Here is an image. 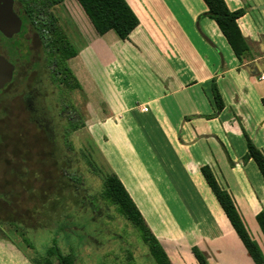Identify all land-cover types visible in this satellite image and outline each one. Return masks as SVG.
Instances as JSON below:
<instances>
[{
	"label": "crops",
	"instance_id": "obj_1",
	"mask_svg": "<svg viewBox=\"0 0 264 264\" xmlns=\"http://www.w3.org/2000/svg\"><path fill=\"white\" fill-rule=\"evenodd\" d=\"M126 2L139 20L126 41L114 31L98 35L76 0L52 8L77 52L67 65L80 86V110L84 98L79 131L97 139L101 133L110 144L112 169L125 188L117 165L135 184L132 172L150 173L149 183L158 181L150 190L161 203L191 197L204 167L223 179L243 175L238 186L244 191L235 195L245 200L253 194L256 219L264 212V179L246 156L248 139L264 154V0H224L230 12L243 13L237 25L249 55L242 63L203 0ZM141 191L150 202L151 193ZM221 211L217 217L168 212L151 221L140 210L171 264H199L195 249L208 264H255ZM24 254L0 225V264H34Z\"/></svg>",
	"mask_w": 264,
	"mask_h": 264
},
{
	"label": "rangeland",
	"instance_id": "obj_2",
	"mask_svg": "<svg viewBox=\"0 0 264 264\" xmlns=\"http://www.w3.org/2000/svg\"><path fill=\"white\" fill-rule=\"evenodd\" d=\"M19 6L22 5L18 4V10ZM42 37L31 25L26 26L23 36L16 41L0 36V55H4L2 48H5L10 51L7 58L13 59L16 47L19 69L14 84L0 97V225L10 240L36 264H45L55 245L62 255L70 256L74 264H156L140 234L120 214L118 207L102 198L103 179L116 175L112 169L115 162L110 158V144L100 139L101 133L98 139L88 132L70 133L71 125L81 123L74 120L75 110H80L78 91L71 90V85L66 84L69 77L58 71L63 66L47 56ZM31 90L32 96H38L37 103L49 111L53 120L50 143L47 134L29 120V104L24 98ZM81 100L84 103V98ZM140 148L144 150L143 146ZM49 151L50 156L54 153L52 159L56 162H48L50 188H46L42 186L45 178L38 177L36 172L46 168L43 164L49 160ZM58 161L61 164H57ZM117 166L135 204L151 221L155 214L168 212L213 213L217 217L221 211L202 172L193 182L191 197L173 195L172 201L164 198L161 203L155 191L152 193L154 187H149L158 186V181L149 183L150 173L148 176L144 172H132L135 184ZM126 167L124 163V169ZM27 168L32 172L25 175ZM210 170L220 188L232 197L250 235L252 233L264 253V237L254 219L260 209L256 199L252 193L245 200L235 195L244 191L238 186L243 175L233 177L225 173L223 179L221 173ZM226 183L232 187L230 191ZM142 188L151 193L150 202ZM37 192L39 196L35 197ZM171 192L178 193L173 187ZM36 200L39 202L35 203ZM221 213L224 215L223 211ZM248 213H252V219L246 217ZM172 262L177 264V261ZM52 263L60 264L56 257L52 258Z\"/></svg>",
	"mask_w": 264,
	"mask_h": 264
},
{
	"label": "trees",
	"instance_id": "obj_3",
	"mask_svg": "<svg viewBox=\"0 0 264 264\" xmlns=\"http://www.w3.org/2000/svg\"><path fill=\"white\" fill-rule=\"evenodd\" d=\"M64 1L65 0H15V5H18L19 3L22 5L23 10L26 14L25 25H31L35 30H39L41 32V35L46 38L44 41L46 42V44H48L47 49H50V55H52L50 57L53 58L54 61L56 60L55 62H58L59 65L63 66L67 70L60 71L62 74H64V76L69 77V80L66 81V84L71 85V90H77L80 86L67 65V62L70 59L77 56L76 49L68 39L62 27L59 25L58 20L51 12L49 13V9L64 3ZM76 1L83 9L90 22L92 23L94 29L100 36H104L105 34L114 31L121 40L126 41L139 26V20L132 9L129 7L126 0ZM203 2L208 9V16L212 20H214L219 30L227 40L232 51L234 52L238 60L242 63L249 55V49L237 25V20L243 13L230 12L224 0H203ZM70 80L73 81V84ZM213 92L218 112H222L224 109V104L216 86H214ZM30 111L33 112V109L31 108ZM34 122L36 123V121ZM38 126L39 130L45 129L43 133L47 134V140L50 143V139H52V136H50L51 124L38 122ZM83 127L84 124L82 122L80 123V125H71L70 133L78 132ZM48 156L49 160H46L47 162L43 164L44 166H46V168L39 172L33 171L38 173V177L42 176L45 178V183H41L42 186L46 188H50V164H48V162H56V160L52 159V157H54V153L50 156L49 151ZM246 160H253L256 163L264 179V154L249 139L248 154L246 156ZM230 163L232 164V162ZM57 164L61 163H59L58 161ZM29 171L32 172L31 170H29V168H27L25 170V175H28L27 173ZM201 172L209 188L212 190L218 203L224 211L231 226L240 238L244 247L247 249L250 257L253 259L255 264H264V255L260 249V246L250 235L232 197L220 188L215 176L212 174L209 167L202 168ZM103 180L104 191L101 195L102 198L115 204L118 207L120 214L128 222H130L134 229L140 234L143 243L148 248L150 255L152 256L156 264H171L160 242L153 235L143 215L141 214L140 210L134 203L133 199L131 198L130 194L128 193L120 179L116 175L112 174L105 177ZM75 182L78 181L75 180ZM30 188H33V185H30ZM34 194L35 197L39 196L38 192ZM2 199L6 201L5 197ZM34 202L38 203L39 201L36 200ZM256 221L264 237V212H261L257 216ZM194 255L199 264H208L204 256L198 250H194ZM48 256V259L45 260V264H53V257H56L60 264L75 263V261L71 259L70 256L65 257L64 255H62L56 245L50 249ZM34 264L36 263L34 262Z\"/></svg>",
	"mask_w": 264,
	"mask_h": 264
},
{
	"label": "flooded vegetation",
	"instance_id": "obj_4",
	"mask_svg": "<svg viewBox=\"0 0 264 264\" xmlns=\"http://www.w3.org/2000/svg\"><path fill=\"white\" fill-rule=\"evenodd\" d=\"M17 7H18V5H15V12L21 18V20L23 22V25H22V29H21L20 34L14 36L12 38V40H14V41H16L18 38H21L23 36L24 32H25V29H26V25H25V22H26V20H25L26 19V14H25V12L23 10V7L19 6V7H21L19 10H18ZM52 8L49 9V13L51 12L54 15V17L57 19V17L55 16V14L52 11ZM21 12H23V14ZM59 25H60V23H59ZM37 31L38 30H36V32ZM0 36H3V35L0 33ZM4 38H6V37H4ZM42 38L43 39H46L45 37H42ZM6 39H8V38H6ZM49 40H50V37H49ZM47 45L48 44H46V42L44 41V46H45L44 49H45V52H46L47 56L50 57L52 55H50V49H47ZM2 49H3V51L5 53H3L4 55L1 54L0 56L4 57L6 60H8L9 63H11L14 66V74H13V78H12L11 83L8 84L2 91H0V97L3 96V93L5 91H7L10 86H12L14 84V82H15L17 76H18V72H19V69L17 68L18 63L16 62V56H17L16 47H14L15 53H13V54H15V57L13 59L11 58L10 60L7 58V57H9V52L10 51L9 50H5V48H2ZM58 71H67V70H66V68L62 67V70H58ZM60 74H62V73L60 72ZM27 95H29V96H26L25 95V98L24 99L25 100L27 99V102L29 104L28 110L30 111L31 108L33 109V112L30 111V118H29V120H32L33 122L36 121L37 125H38V122H41V123L43 122V123H48V124L53 123V120L51 118V115H50L49 111L43 105L37 103L36 100H37L38 96H32V90H31V93L30 94H27ZM39 98H40V96H39ZM80 111L81 110H77V111L75 110V112H76V118H74V120H78V121L81 122V115H80L81 112ZM41 131L44 132L45 129H42Z\"/></svg>",
	"mask_w": 264,
	"mask_h": 264
},
{
	"label": "water",
	"instance_id": "obj_5",
	"mask_svg": "<svg viewBox=\"0 0 264 264\" xmlns=\"http://www.w3.org/2000/svg\"><path fill=\"white\" fill-rule=\"evenodd\" d=\"M23 22L15 12V0H0V33L12 39L20 34ZM14 66L0 56V91L11 83Z\"/></svg>",
	"mask_w": 264,
	"mask_h": 264
},
{
	"label": "built area",
	"instance_id": "obj_6",
	"mask_svg": "<svg viewBox=\"0 0 264 264\" xmlns=\"http://www.w3.org/2000/svg\"><path fill=\"white\" fill-rule=\"evenodd\" d=\"M264 79V78H263ZM145 111H147V109H145Z\"/></svg>",
	"mask_w": 264,
	"mask_h": 264
}]
</instances>
